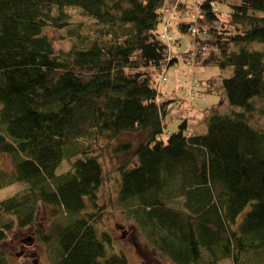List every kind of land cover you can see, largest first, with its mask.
Segmentation results:
<instances>
[{"label": "trees", "instance_id": "1", "mask_svg": "<svg viewBox=\"0 0 264 264\" xmlns=\"http://www.w3.org/2000/svg\"><path fill=\"white\" fill-rule=\"evenodd\" d=\"M167 1L0 0V153L13 160L0 187L23 185L0 200V242L41 202L50 219L34 237L52 264H127L98 230L99 152L120 139L114 150L130 157L116 167L117 203L154 250L176 264H264V128L249 118L264 114V0H201L178 23L195 29L186 57L218 68L197 78L217 96L203 133L185 118L164 132L155 79L176 60L159 34ZM46 26L74 42L55 49Z\"/></svg>", "mask_w": 264, "mask_h": 264}, {"label": "rangeland", "instance_id": "2", "mask_svg": "<svg viewBox=\"0 0 264 264\" xmlns=\"http://www.w3.org/2000/svg\"><path fill=\"white\" fill-rule=\"evenodd\" d=\"M177 1L171 0L165 4L169 12L164 15L165 23L159 30V34L168 44V57H176V60L163 71L164 73L158 74L155 79L159 99L166 101L170 106L165 118L164 132L177 129L178 122L185 118L189 129L196 133H203L206 129L204 118L210 111V109L208 110L210 105H215L217 96L197 91L195 89L197 78L215 75L218 68L197 66L192 59L186 57L188 54L191 55L194 50L193 33L181 31L178 28V23L179 21L187 22L194 12L197 13V6L201 0H183L185 6L175 10L172 6ZM214 8L221 10V18L226 19L224 6L215 5ZM70 13L73 20L89 22V17L79 14L77 8H72ZM67 31L65 27L46 26L44 28V33L50 39L53 47L62 50L68 49L75 40ZM186 59L188 60L185 63ZM187 80H193L195 87H191V82L186 84ZM260 104L264 105V101H260ZM225 107L221 109L225 110ZM249 118L252 123L264 128V114L253 113ZM128 135L123 136L130 138ZM118 141L121 140H116V142ZM116 142L113 140L111 145L106 148L102 147L99 152L98 159L103 170V178L99 187V202L103 205L104 210L98 230L108 232L112 250L122 251L127 257V264H176L147 243L144 235L132 225V220L125 215L122 211L123 208L117 203L119 174L116 167L123 159L130 156L115 151L113 145ZM12 167V157L6 153H0V170L9 171ZM62 168H65V164L62 165ZM22 188L23 185L20 182L0 187V200L21 191ZM49 208L44 203H38L34 222L25 227H13L6 233L5 239L0 242V250L7 256V264H52L48 248L34 237L35 228L49 222Z\"/></svg>", "mask_w": 264, "mask_h": 264}, {"label": "built area", "instance_id": "3", "mask_svg": "<svg viewBox=\"0 0 264 264\" xmlns=\"http://www.w3.org/2000/svg\"><path fill=\"white\" fill-rule=\"evenodd\" d=\"M215 9V8H214ZM168 12V9H164V15L166 14ZM189 30H190V33H193L194 31H195V29H194V27L193 26H190L189 27ZM161 36V35H160ZM162 37V36H161ZM163 79H165L164 77H163Z\"/></svg>", "mask_w": 264, "mask_h": 264}, {"label": "flooded vegetation", "instance_id": "4", "mask_svg": "<svg viewBox=\"0 0 264 264\" xmlns=\"http://www.w3.org/2000/svg\"><path fill=\"white\" fill-rule=\"evenodd\" d=\"M120 230H122V229H120Z\"/></svg>", "mask_w": 264, "mask_h": 264}]
</instances>
